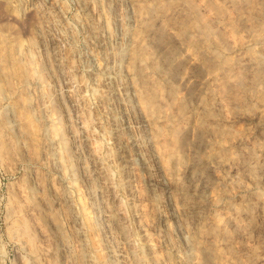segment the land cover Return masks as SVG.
I'll return each instance as SVG.
<instances>
[{"label":"rangeland","instance_id":"obj_1","mask_svg":"<svg viewBox=\"0 0 264 264\" xmlns=\"http://www.w3.org/2000/svg\"><path fill=\"white\" fill-rule=\"evenodd\" d=\"M158 2L0 0V264L215 262L197 238L228 264H264V0H192L221 42L197 26L194 46L178 34L193 10ZM228 74L244 81L221 93ZM152 82L157 113L139 106ZM173 123L189 143L158 151ZM129 149L148 165L130 167Z\"/></svg>","mask_w":264,"mask_h":264},{"label":"bare ground","instance_id":"obj_2","mask_svg":"<svg viewBox=\"0 0 264 264\" xmlns=\"http://www.w3.org/2000/svg\"><path fill=\"white\" fill-rule=\"evenodd\" d=\"M173 1V0H172ZM206 1V0H205ZM253 1V0H252ZM159 2L161 3V4H165V5H160V6H162V7H164L165 6V8H166V6L168 7H170V9L172 8V7H174L173 5H175V4H173L172 6L171 5H168V4H172L173 2H171V0H159ZM158 2V3H159ZM213 2H211V4H212ZM183 4H185V5H182V6H184V8H185V6H186V8L188 7V9L190 8L191 10H193V13L195 14V18L194 19H192V20H184V21H181V23L179 24V26H178V34L180 35V37H184V38H186L187 40H188V42L190 43V45L192 44L193 46H194V44H199L200 43V40L199 39H197L196 37H195V32L198 30L197 29V26H200L201 27V29L200 30H202V32L205 34V36H206V38L207 39H209V40H211V42L212 43H214L215 44V42L218 44V42H219V37H220V35L219 34H217V32H216V29H214L213 28V26L206 20V19H204L203 18V16L199 13V10H198V7H200L199 5H198V7H197V4L195 5L194 4V2H192V0H183ZM207 4V3H206ZM215 4V3H214ZM209 5V6H211V8L212 9H214L215 11H216V13H217V15H220V13H223L224 12V7L222 6V5ZM218 4V3H217ZM220 4V3H219ZM159 5V4H158ZM261 5V4H260ZM157 6V5H156ZM178 6L179 5H176L174 8H172V10H173V12L172 13H174V12H176L177 11V8H178ZM205 6H208V5H205ZM257 6H258V4H257ZM159 7V6H158ZM227 7V6H226ZM260 7V6H259ZM210 8V9H211ZM263 8V7H262ZM145 9V8H144ZM163 9V8H162ZM139 10H141V9H139ZM187 10V9H186ZM144 11V10H143ZM139 12V11H138ZM142 12V11H141ZM140 12V13H141ZM191 12V11H190ZM226 12V11H225ZM215 13V12H214ZM215 13V14H216ZM190 15H191V13H189ZM226 14V13H225ZM228 14V13H227ZM141 15V14H140ZM261 15H263V13L261 14ZM135 16H137V15H135ZM139 16V15H138ZM142 16V15H141ZM224 16V15H223ZM222 17V16H221ZM142 18H144V15L142 16ZM193 18V17H192ZM229 18V17H228ZM188 19V18H187ZM138 20L140 21V23H143V21L142 20H140V18H138ZM144 20V19H143ZM138 21V22H139ZM148 21H150V20H148ZM198 22H199V24H201V25H199L198 24ZM149 23V22H148ZM234 23V22H233ZM145 24V23H144ZM236 24V23H235ZM142 25V24H141ZM151 25H153V24H151ZM234 25V24H233ZM233 25H231V26H233ZM230 26V25H229ZM230 26V27H231ZM235 26V25H234ZM146 27V26H145ZM151 27V26H150ZM232 28V27H231ZM230 28V29H231ZM235 28H236V26H235ZM147 29V28H146ZM232 29H234V28H232ZM232 29H231V31H232ZM139 31V30H138ZM132 32V31H131ZM138 33H140V32H138ZM197 34V33H196ZM201 34V33H200ZM199 35V34H198ZM198 35H197V37H198ZM201 36V35H200ZM199 36V37H200ZM142 37V36H141ZM140 40V39H139ZM138 40V35H137V33H133L132 32V36H131V43H129L130 44V50L129 49H125L127 52H129L127 55H129V58L130 59H135V57L136 56H139V54H141V52H142V50L144 49V50H146L145 48L146 47H143V45L142 44H144L143 42L141 43L140 41ZM227 40V39H226ZM138 41L141 43V44H139L138 43ZM141 41H142V39H141ZM202 42V41H201ZM189 43H187L188 45H189ZM219 43H221V42H219ZM209 44H211V43H209ZM128 45V44H127ZM145 45H147V44H145ZM191 45V46H192ZM200 45V44H199ZM202 45H204V43L202 44ZM206 45V44H205ZM213 45V44H212ZM226 45H227V43H226ZM224 46V45H223ZM127 47V46H126ZM196 47H198V46H196ZM205 47V46H204ZM208 47H210V46H208ZM220 47H221V45H220ZM188 48H189V46H188ZM192 48V47H191ZM203 48V47H202ZM224 49H225V47H223ZM195 49V48H194ZM194 49L192 48L191 50H193V52H194ZM204 49V48H203ZM124 50V51H125ZM189 50H190V48H189ZM207 50H208V48H207ZM210 50V49H209ZM125 51V52H126ZM195 51H196V49H195ZM198 51V50H197ZM201 51V50H200ZM202 52V51H201ZM200 52V53H201ZM205 52V51H204ZM142 53H144V51L142 52ZM207 53V52H206ZM145 54V53H144ZM212 54H215V53H212ZM142 55V54H141ZM172 55H174L172 52H170V51H165V53H164V56H165V58L164 59H166L167 61H169V62H171V59H172ZM209 55V54H208ZM219 55V54H218ZM220 55H221V53H220ZM124 56H125V53H124ZM191 56V58H195L194 56H196V55H194V56H192V55H190ZM210 56V55H209ZM151 57V56H150ZM218 57L219 56H217L216 54L213 56V59H214V61L213 62H215V61H219V59L221 60V58H219L218 59ZM225 57V56H224ZM227 57V56H226ZM225 57V58H226ZM153 58V57H152ZM190 58V59H191ZM210 58V57H209ZM257 58V57H256ZM140 59H141V57H140ZM157 59V58H156ZM156 59L154 60L153 59V67L152 68H154V66H156V67H158V62L156 61ZM199 59V58H198ZM224 59V58H223ZM125 60H126V58H125ZM129 60V59H128ZM137 60V59H136ZM146 60V59H145ZM144 60V62H146ZM175 60V59H174ZM149 61V60H148ZM176 61V60H175ZM208 61V60H207ZM224 61V60H223ZM229 61V60H228ZM232 61V60H231ZM257 61V60H256ZM150 62V61H149ZM195 62V61H194ZM131 63H133V62H131ZM131 63H130V66H131ZM139 63V62H138ZM148 63V62H147ZM172 63V62H171ZM205 63V62H204ZM209 63H211V62H209ZM150 64V63H149ZM224 64V63H223ZM231 64V63H230ZM233 64V63H232ZM133 65V64H132ZM210 65V64H209ZM208 65V66H209ZM215 65V64H214ZM214 65H211V66H214ZM220 64H218V65H216V66H218V67H220L219 66ZM225 65H227L226 63H225ZM172 66H173V64H172ZM175 66H177V63L175 64ZM207 66V65H206ZM228 66H229V64H228ZM136 67V66H135ZM169 67V66H168ZM171 67V66H170ZM222 67V66H221ZM224 67V66H223ZM231 68H232V66H230ZM233 67H234V65H233ZM160 68V67H159ZM206 68H208V67H206ZM213 68V67H212ZM215 68V67H214ZM130 69V68H129ZM155 69V68H154ZM170 69V68H169ZM174 69V68H173ZM230 69V68H229ZM234 69V68H233ZM134 70V69H133ZM140 70V69H139ZM156 70H157V68H156ZM159 70V69H158ZM209 70H210V66H209ZM215 70H217L216 68H215ZM232 70V69H231ZM137 71V70H136ZM226 71V70H225ZM220 72H222V71H220ZM137 73H139V72H137ZM219 73V72H218ZM223 73V72H222ZM226 72H224V74H225ZM227 73H228V71H227ZM237 73V72H236ZM220 74V73H219ZM225 75H227V74H225ZM223 76V75H222ZM228 76H229V74H228ZM254 77L256 78V76L254 75ZM244 76L242 77V75L240 74V75H236V76H234V77H230L229 76V79H227V82H226V84H222V85H217L216 84V86L217 87H219V90H217V91H221V93H222V91L227 87V85H229L230 84V82H232V83H235V82H242V81H244ZM219 79V78H218ZM223 79V78H222ZM221 79V80H222ZM243 79V80H242ZM254 79V78H253ZM245 80H246V78H245ZM217 81H219V80H217ZM220 82H222V81H220ZM225 82V81H224ZM143 83V82H142ZM145 83V82H144ZM143 83V84H144ZM150 83V82H149ZM217 83V82H216ZM219 83V82H218ZM245 83V82H244ZM157 83H153L152 82V84H151V86L149 87V91H148V93L146 94V95H141V96H139V103L141 104V105H139V106H142L144 109H142V110H152V111H155L156 112V110H153L154 108H157L156 107V102H157V100H159L162 96H164V95H162V93H163V89H161V87H159L158 85H156ZM220 84V83H219ZM240 84V83H239ZM238 84V85H239ZM148 85V84H147ZM236 85V84H235ZM141 86H143V85H141ZM144 86H145V84H144ZM143 86V87H144ZM215 86V89L217 88ZM163 87V86H162ZM230 87V86H229ZM142 88V87H141ZM214 88V87H213ZM211 89V88H210ZM218 89V88H217ZM116 90V89H115ZM171 90V89H170ZM213 90V89H212ZM229 90V89H228ZM118 91V90H117ZM140 90H138V92H139ZM143 90H141V92H142ZM225 91V90H224ZM144 92H146V91H144ZM214 92V91H213ZM226 92V91H225ZM139 94H141V93H139ZM144 94V93H143ZM168 94V93H167ZM170 94V93H169ZM116 95V94H115ZM138 97V96H137ZM206 97V96H205ZM208 97V96H207ZM171 103L173 104V105H175L176 107L175 108H177L178 110L180 109H183V105L185 104L184 103V98L182 99V97L180 96L179 97V95L176 93V91H173L172 90V92H171ZM203 98V97H202ZM169 99V98H168ZM205 99V98H204ZM120 101V100H119ZM169 101H170V99H169ZM205 102H203V103H206L207 102V99L206 100H204ZM210 101V100H209ZM164 103V102H163ZM209 105V104H208ZM158 106H160L159 104H158ZM228 106V105H227ZM160 108V107H159ZM161 109V108H160ZM159 110V109H158ZM151 111V112H152ZM160 111H162V110H160ZM158 112V111H157ZM156 112V113H157ZM146 113V112H145ZM160 113V112H159ZM147 114L148 115H150V113H148V111H147ZM207 114V113H206ZM147 115V116H148ZM152 115V114H151ZM153 115H154V113H153ZM152 115V116H153ZM144 116H145V114H144ZM209 116V115H208ZM174 117V116H173ZM205 117H207V115L205 116ZM151 118V117H150ZM201 118H204L203 116L201 117ZM201 118H200V120H201ZM152 119V118H151ZM204 120V119H203ZM206 120V119H205ZM149 121H151V120H149ZM119 122V121H118ZM117 122V123H118ZM131 122V121H130ZM129 122V123H130ZM182 122V121H181ZM196 120H195V124H196ZM203 122V121H202ZM205 122V121H204ZM116 123V122H115ZM114 123V124H115ZM120 123V122H119ZM113 124V125H114ZM174 124V123H173ZM182 124H183V122H182ZM199 124H201V125H203L202 123H198L197 125H199ZM127 126H129V125H127ZM126 125L124 126V125H122V124H116V126L114 127L115 129H116V132H118V135H120V130L124 127H127ZM183 125H181L180 123H176V124H174V125H171L170 127H169V133H170V141H169V144L168 145H164V144H162L161 142H160V140L159 141H157L156 140V138L154 137V138H152L153 139V143H154V145H155V147L157 148V150L158 151H161V148L162 149H167V146H175V145H177V144H179V143H181V142H183L184 143V141H186V140H184V138H185V135L187 134V132H186V134H185V127H182ZM200 126V125H199ZM199 126H195L196 128L198 127V129H199ZM205 126V125H204ZM204 126H203V128H204ZM208 126V125H207ZM210 126V125H209ZM167 127V126H166ZM223 127V126H222ZM154 128V127H153ZM194 128V127H193ZM193 128H192V130H193ZM201 128V127H200ZM212 128V127H211ZM216 128H218V127H216ZM220 128H221V126H220ZM219 128V129H220ZM224 128V130H225V127H223ZM214 129V128H213ZM221 130H222V128H221ZM211 131L213 132V130L211 129ZM217 131V130H216ZM223 131V130H222ZM120 132V133H119ZM188 132H189V130H188ZM166 133V132H165ZM214 133V132H213ZM223 133V132H222ZM221 132H220V134H222ZM194 134H196V133H194ZM216 134H217V132H216ZM215 134V135H216ZM227 134V133H226ZM219 135V134H218ZM225 135V134H224ZM167 136V135H166ZM220 136V135H219ZM222 136V135H221ZM220 136V137H221ZM224 137V136H223ZM121 141H120V144H123V148L126 150L127 149V146H128V144L130 143V144H132L131 142H134L133 141V137H125V136H123L122 137V135H121ZM167 138V137H166ZM186 138H187V136H186ZM168 139V138H167ZM135 143V142H134ZM186 143H187V141H186ZM186 143H184V145H186ZM189 143V142H188ZM187 143V144H188ZM4 144V143H3ZM182 144V143H181ZM180 144V145H181ZM5 145V144H4ZM133 145V144H132ZM176 147V146H175ZM178 147V146H177ZM96 148V147H95ZM169 148V147H168ZM170 149V148H169ZM174 149V148H173ZM168 150V149H167ZM176 150V149H175ZM121 151H122V149H121ZM127 151V150H126ZM172 151V150H171ZM170 151V152H171ZM1 152V151H0ZM163 152V151H162ZM123 153V152H122ZM124 153H125V159L127 160V162L129 163V165H130V167H132V168H134L135 167V165H136V161H137V159L139 158V159H141L142 160V162L145 164V166L146 165H148V164H146V161H145V159H144V157H143V155L139 152V151H131V149H129L128 150V152H125L124 151ZM179 160V159H178ZM136 175V174H135ZM137 176V175H136ZM141 191H139V193H140ZM142 193V192H141ZM117 206V205H116ZM119 206V205H118ZM141 207V206H140ZM120 208H122L121 206H120ZM115 210V209H114ZM117 211H118V208L116 209ZM113 211V212H117V211ZM141 211H142V214H143V212L146 214L147 212H146V210L147 209H145L144 207H141V209H140ZM149 210V209H148ZM119 212H120V210H119ZM121 215V214H120ZM148 215V214H147ZM146 215V216H147ZM145 216V217H146ZM149 216V215H148ZM121 217H122V215H121ZM220 217V216H219ZM119 218V217H118ZM120 219V218H119ZM218 219L219 218H217L216 219V221H218ZM21 220H23V219H21ZM222 220V219H221ZM220 220V222H222ZM24 221V220H23ZM22 221V222H23ZM19 222V221H18ZM19 223H21V221L19 222ZM223 223V222H222ZM28 225V224H27ZM27 225H26V223H25V226L23 227V228H25V231L27 232ZM21 226H23V225H21ZM220 226H221V224H220ZM23 228H21L22 230H24ZM222 228H223V226H222ZM218 229V228H217ZM221 235V234H220ZM214 236V235H213ZM217 236V235H216ZM215 237V236H214ZM218 239V238H217ZM217 239H216V241H217ZM214 241H211V242H214V243H212V244H210V243H206L205 241H203L202 239H200V238H197V240H194V248L195 249H200V248H207V249H209L211 252H212V254H213V258H214V260H216L214 263L215 264H228L227 263V259H225V258H223V254H221L220 253V249H218L217 247V245H215V238L213 239ZM209 241V242H210ZM218 241H219V239H218ZM210 244V245H209ZM200 247V248H199ZM221 248V247H220ZM222 251V250H221ZM212 254H211V256H212ZM138 257H140V256H138ZM135 259H137V258H135ZM140 259H142V258H140ZM140 259H138L137 261L135 260V263L136 264H142V262H141V260ZM153 262L155 263V264H158V262H159V257L158 256H153ZM209 259V258H208ZM145 260V259H144ZM212 261H210V260H205L204 262H203V264H214ZM146 264H148V263H146ZM172 264H178V263H175V262H172Z\"/></svg>","mask_w":264,"mask_h":264}]
</instances>
